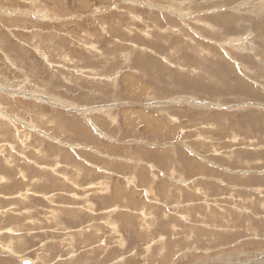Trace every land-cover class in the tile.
Returning a JSON list of instances; mask_svg holds the SVG:
<instances>
[{
    "label": "rangeland",
    "instance_id": "rangeland-1",
    "mask_svg": "<svg viewBox=\"0 0 264 264\" xmlns=\"http://www.w3.org/2000/svg\"><path fill=\"white\" fill-rule=\"evenodd\" d=\"M255 113L264 0H0V264H264Z\"/></svg>",
    "mask_w": 264,
    "mask_h": 264
},
{
    "label": "bare ground",
    "instance_id": "bare-ground-1",
    "mask_svg": "<svg viewBox=\"0 0 264 264\" xmlns=\"http://www.w3.org/2000/svg\"><path fill=\"white\" fill-rule=\"evenodd\" d=\"M26 12V11H25ZM2 16V15H1ZM171 22V21H170ZM175 22V21H174ZM172 23V22H171ZM172 25V24H171ZM175 25V24H174ZM180 25V24H179ZM180 27V26H179ZM174 28H176V27H174ZM169 30V29H168ZM183 30V29H182ZM146 32V31H145ZM167 33V32H166ZM173 33V32H172ZM169 34V33H168ZM147 35V34H146ZM180 35H182V34H180ZM167 36V35H166ZM177 36V35H176ZM181 37V36H180ZM45 38V37H44ZM167 38V37H166ZM47 39V38H46ZM156 39V38H155ZM197 39V38H196ZM167 40V39H166ZM165 41V40H164ZM163 42V41H162ZM166 42V41H165ZM177 42V41H176ZM180 42V41H179ZM183 42V41H182ZM191 42V41H190ZM231 42V41H230ZM237 42V41H236ZM181 43V42H180ZM194 43V42H193ZM192 43V44H193ZM200 44V43H199ZM184 45H185V43H184ZM190 45V44H189ZM234 45V44H233ZM163 46V45H162ZM162 48V47H161ZM159 49V48H158ZM206 49V48H205ZM164 51V50H163ZM217 51V50H216ZM230 51V50H229ZM160 52V51H159ZM165 53V52H164ZM222 55V54H221ZM195 56V55H194ZM254 56V55H253ZM137 59V58H136ZM202 59H203V57H202ZM8 62V61H7ZM177 62V61H176ZM178 63V62H177ZM181 64V63H180ZM241 64V63H240ZM233 65V64H232ZM178 67V66H177ZM189 68V67H188ZM243 69V68H242ZM245 70V69H244ZM165 71H166V69H165ZM193 71V70H192ZM238 72V71H237ZM232 73V72H231ZM238 74V73H237ZM227 79V78H226ZM20 80V79H19ZM221 80V79H220ZM15 81V80H14ZM222 81V80H221ZM236 81H237V87L238 88H243L245 85H244V83L242 82V80L240 79V78H236ZM244 81V80H243ZM225 82V81H224ZM228 82H229V79H228ZM232 82V81H231ZM230 82V83H231ZM218 84V83H217ZM232 84V83H231ZM247 84V83H246ZM31 85V84H30ZM244 85V86H243ZM39 87V86H38ZM223 87H225V85L223 86ZM236 88V87H235ZM26 89V88H25ZM220 89V88H219ZM227 89V88H226ZM222 90V89H221ZM72 91V90H71ZM228 91V90H227ZM23 92V91H22ZM220 92V91H219ZM248 92H250V96H253V97H256V96H258L259 95V92H258V90H255L254 88H250V91L248 90ZM56 102H58V101H56ZM159 103V102H158ZM100 110V109H99ZM252 113H254V112H252ZM256 114V113H255ZM255 117H260V118H263L262 116H264L263 114H262V116L261 115H258V114H256V115H254ZM143 117H145V115L143 116ZM73 118V117H72ZM142 118V117H141ZM68 119V118H67ZM71 119V118H70ZM76 119V118H75ZM140 119V118H139ZM144 119V118H143ZM66 120V119H65ZM135 120H136V118H135ZM137 120H138V118H137ZM146 120V119H145ZM25 121V120H24ZM151 121V120H150ZM264 121V120H263ZM70 122V121H69ZM77 122V121H76ZM147 122V121H146ZM69 124H71V123H69ZM76 124V123H75ZM150 124V123H149ZM150 126V128H152L151 127V124L149 125ZM149 126H148V128H149ZM156 126H158V125H156ZM159 127V126H158ZM158 127H157V129H158ZM241 127V126H240ZM147 128V129H148ZM150 128H149V130H150ZM72 129V128H71ZM70 130V129H69ZM153 130V129H152ZM72 131V130H71ZM147 131V130H146ZM151 131V130H150ZM85 132V131H84ZM234 132V131H233ZM74 134V133H73ZM88 135V134H87ZM88 137V136H87ZM85 138H86V136H85ZM71 139V138H70ZM73 140H75V139H73ZM195 146V145H194ZM199 146V145H198ZM181 151V150H180ZM70 152V151H69ZM185 153V152H184ZM181 154H182V152H181ZM180 154V155H181ZM68 155V154H67ZM74 155V154H73ZM183 155V154H182ZM181 155V156H182ZM188 155V154H187ZM163 158V156L161 155L160 156V160ZM171 158V157H170ZM169 159V158H168ZM185 159V158H184ZM176 160V159H175ZM203 161V160H202ZM165 163V162H164ZM239 163V162H238ZM184 164V163H183ZM200 164V163H199ZM203 166V165H202ZM203 169V168H202ZM256 169V168H255ZM207 169H205V171H206ZM239 172V171H238ZM197 177V176H196ZM238 177V176H237ZM251 178V177H250ZM235 179V178H234ZM237 179V178H236ZM235 179V180H236ZM243 179V178H242ZM252 179V178H251ZM245 180H247L246 178H245ZM253 181V180H252ZM260 181V180H259ZM240 182H241V180H240ZM239 182V183H240ZM251 182V181H250ZM102 184H103V182H102ZM103 186V185H102ZM258 190V189H257ZM162 191V190H161ZM245 192V191H244ZM110 209H108V211H109ZM206 211V210H205ZM92 212V211H91ZM108 218V217H107ZM91 219H93V218H91ZM259 220V219H258ZM202 222V221H201ZM96 224V223H95ZM262 224V223H261ZM92 225V227H93V224H91ZM228 225V224H227ZM208 226V225H207ZM92 229V228H91ZM259 229V228H258ZM261 229V228H260ZM94 230V229H93ZM263 232H264V230H262ZM94 232V231H93ZM92 234V233H91ZM97 234H98V232H97ZM92 236V235H91ZM94 236V235H93ZM96 240H97V238H95ZM67 242V241H66ZM195 244V243H194ZM193 245V244H192ZM199 251V250H198ZM181 252V251H180ZM31 262V261H30ZM31 264H32V262H31ZM97 264H99V263H97Z\"/></svg>",
    "mask_w": 264,
    "mask_h": 264
},
{
    "label": "water",
    "instance_id": "water-1",
    "mask_svg": "<svg viewBox=\"0 0 264 264\" xmlns=\"http://www.w3.org/2000/svg\"><path fill=\"white\" fill-rule=\"evenodd\" d=\"M23 264H31V262L29 260L23 262Z\"/></svg>",
    "mask_w": 264,
    "mask_h": 264
}]
</instances>
